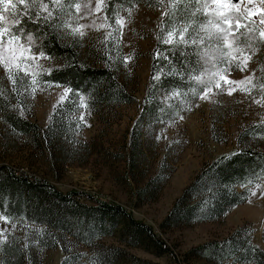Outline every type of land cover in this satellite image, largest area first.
<instances>
[{
	"label": "rangeland",
	"instance_id": "374dc122",
	"mask_svg": "<svg viewBox=\"0 0 264 264\" xmlns=\"http://www.w3.org/2000/svg\"><path fill=\"white\" fill-rule=\"evenodd\" d=\"M106 3L12 0L1 4L2 10L12 5L27 14L29 9L35 11L44 5L46 10L55 11L64 20L59 27L61 36L78 46L84 60L109 63L135 100L90 108L68 87L42 81L40 73L58 65V60L41 53L34 36L11 31L1 11L4 41L0 44V104L5 103L0 105V164L48 181L62 192L75 191L122 205L135 220L148 225L169 251L157 255L142 246L122 245L114 236L101 237L88 246L75 243L68 234L58 235L56 246L43 248L36 236L39 228L19 219L0 218V240L17 247L26 245L29 264H62L66 253L86 258L95 246L102 245L120 246L156 264H212L188 252L240 228L252 244L264 250V179L250 188L242 203L218 220L161 226L174 201L202 166L237 149L241 129L264 119V98L257 89L264 47L243 51L237 41L230 44L229 37H218L219 45H229L230 59H237L239 64L204 67L196 79L206 84L205 89L196 98L190 96L181 103L170 117L148 121L132 151L131 131L140 115L151 73L150 54L157 40L168 39V33L160 32L166 7L143 3L124 7L115 3L106 9ZM212 5L220 14L240 12L260 29L264 46V0H213ZM233 18V14L225 17L228 26ZM13 35L18 39H9ZM165 94L167 98L173 96ZM6 110L38 125L46 137H41V132L35 135L14 129L4 120ZM252 142L264 150L263 138L256 137ZM156 174V186H149ZM225 264L240 263L228 260Z\"/></svg>",
	"mask_w": 264,
	"mask_h": 264
},
{
	"label": "trees",
	"instance_id": "16d2710c",
	"mask_svg": "<svg viewBox=\"0 0 264 264\" xmlns=\"http://www.w3.org/2000/svg\"><path fill=\"white\" fill-rule=\"evenodd\" d=\"M115 3L124 7L137 3L166 7L160 32L168 33V39L157 40L150 54L151 73L141 100L140 115L131 131L132 151L148 121L170 117L181 103L188 101L190 96L196 98L205 89L206 84L196 79L204 67L239 64L237 59H230L229 45L225 48L223 44L219 45L220 37H229L230 44L238 42L243 51L264 47L261 31L256 25L245 20L238 11L218 13L212 5L213 0H107L106 9ZM11 6L6 5L2 10L0 4V12L6 15L11 31L21 36H34L38 50L59 62L40 73L42 81L68 87L90 108L135 100L109 63L84 60L78 46L61 36L59 27L64 20L55 11L46 10L44 5L35 11L29 9L27 14L20 7ZM230 14L234 18L228 26L225 17ZM232 29L234 32L230 33ZM260 62L257 89L264 98V54ZM168 92L173 96L167 98L165 93ZM4 103L0 105L4 106ZM3 117L22 133L37 135L41 132V137H46L43 129H38V125L15 111L6 110ZM256 137L264 139V119L241 129L237 149L202 166L174 201L161 226L218 220L233 206L242 203L250 188L264 179V150L253 144L252 139ZM158 178L159 174H156L149 186L152 183L156 186ZM237 186L242 189L237 190ZM0 218L6 221L19 219L37 226L38 244L43 248L56 246L58 235L68 234L75 243L88 246H93L92 242L101 237L114 236L122 245L142 246L157 255L169 251L148 225L135 220L122 205L84 197L75 191L62 192L48 181L18 172L5 164H0ZM243 229H237L221 240L201 243L188 253L201 256L212 264H225L228 260L240 264H264V250L252 244L248 235L242 233ZM28 250L26 245L17 247L0 240V264H29ZM82 255L66 253L62 264H156L134 256L120 246H95L86 258Z\"/></svg>",
	"mask_w": 264,
	"mask_h": 264
},
{
	"label": "snow or ice",
	"instance_id": "6c2138e0",
	"mask_svg": "<svg viewBox=\"0 0 264 264\" xmlns=\"http://www.w3.org/2000/svg\"><path fill=\"white\" fill-rule=\"evenodd\" d=\"M11 2H12V0H0V4H10ZM216 2H217V3H221L222 0H216ZM236 2H238V0H236ZM46 7H47V6H45V8H46ZM50 15H51V14H50ZM37 22H38V21H37ZM18 23H19V22H18ZM236 28H237V31H238L239 28H240V25L237 24ZM9 39H11V40H16V39H18V38H17L16 36L13 35V36H10ZM3 41H4V32H0V44H2ZM240 67H241V71H243L244 66L241 65ZM237 83H239V82H237ZM218 86H219V85H218ZM229 94H231V92H230Z\"/></svg>",
	"mask_w": 264,
	"mask_h": 264
}]
</instances>
